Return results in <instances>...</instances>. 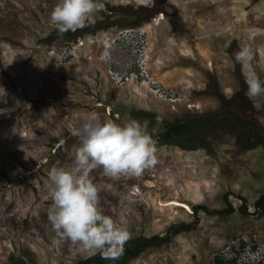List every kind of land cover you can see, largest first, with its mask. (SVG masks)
<instances>
[{"label": "rangeland", "instance_id": "374dc122", "mask_svg": "<svg viewBox=\"0 0 264 264\" xmlns=\"http://www.w3.org/2000/svg\"><path fill=\"white\" fill-rule=\"evenodd\" d=\"M54 4L0 0V86L7 94L0 103V264L94 263L98 253L61 240L47 218V173L70 163L68 153L78 144L71 129L91 111L116 122L153 120L148 122L149 131L155 129L153 167L115 181L100 168L90 174L102 188L105 213L128 229L127 241L198 219L166 244L123 263L103 264H214L229 244H262L264 206L258 209L254 202L264 194V102L254 105L245 96L247 86L232 56L244 34L255 32L253 64L264 79V0H106L105 11L89 27L103 25L76 37L50 24ZM155 13L164 18L152 22ZM134 26L146 31L148 76L178 99L158 97L134 80L117 85L108 78L99 57L102 40ZM77 37L83 45L64 61V45ZM129 56L123 52L120 62ZM207 114L212 127L189 144L193 149L157 137L165 122ZM108 184L130 201L104 191ZM242 203L246 213L239 212ZM197 205L209 210L231 205L233 211L195 214Z\"/></svg>", "mask_w": 264, "mask_h": 264}, {"label": "clouds", "instance_id": "9594fccd", "mask_svg": "<svg viewBox=\"0 0 264 264\" xmlns=\"http://www.w3.org/2000/svg\"><path fill=\"white\" fill-rule=\"evenodd\" d=\"M105 3L106 0H55L49 22L60 34L74 32L93 24L105 11ZM255 36L251 30L245 33L232 56L247 86L244 94L254 105L264 102V79L253 64ZM6 95L0 86V103H6ZM154 131H149L147 121L116 122L96 111L89 112L71 129L78 144L68 153L70 163L52 167L47 173L51 200L47 218L61 240L70 242L79 251L99 253L108 260L122 255L129 231L105 213L101 206L102 188L93 182L90 174L100 168L113 181L123 176H141L157 163ZM103 190L130 201V196L117 193L111 184L104 185ZM257 258L251 256L252 260Z\"/></svg>", "mask_w": 264, "mask_h": 264}, {"label": "built area", "instance_id": "2783aa9c", "mask_svg": "<svg viewBox=\"0 0 264 264\" xmlns=\"http://www.w3.org/2000/svg\"><path fill=\"white\" fill-rule=\"evenodd\" d=\"M164 18L162 13H155L152 22L156 23ZM145 28L134 26L123 28L117 31L115 36L105 35L100 46L99 57L106 63V71L110 81L117 85L125 84L134 80L137 85L146 86L154 95L169 100L178 99L175 92L165 88L154 79L148 76L147 59L145 50ZM84 39L77 37L72 43L64 45L63 60L71 58L83 45ZM128 53L130 61L123 64L120 62V55ZM229 244L227 249L218 255L225 264H264V242L256 241L253 246H233ZM251 256H257L252 260Z\"/></svg>", "mask_w": 264, "mask_h": 264}, {"label": "trees", "instance_id": "16d2710c", "mask_svg": "<svg viewBox=\"0 0 264 264\" xmlns=\"http://www.w3.org/2000/svg\"><path fill=\"white\" fill-rule=\"evenodd\" d=\"M155 7L147 8L146 11L152 12ZM148 15V14H147ZM139 19L136 18L132 24L139 23ZM103 25V24H102ZM102 25L91 26V28H82L76 31L69 32L68 35L71 37H76L82 34L86 29L89 33H94L97 28ZM212 117L210 115H204L199 117H187L175 120L170 123H163L159 126L160 131L157 134V137L160 141L164 143L174 144L183 149H193L194 147L191 144L193 141H196L202 137V132L207 131L212 127L211 124ZM149 123H152L153 120H148ZM153 129V128H152ZM201 141L204 142L203 139ZM255 206L258 209H262L264 206V194L259 196V198L254 202ZM193 213L197 214L199 211H203L207 214H224L233 211L231 205H228L227 208L222 210H209L206 206H192ZM239 212L246 213L245 204L242 203L239 207ZM198 222V219H195L193 223L183 224L180 223L178 225H173L168 228L163 234L158 235L154 234L147 237H139L130 241H126L123 246L122 255L116 260H108L103 258L99 253L94 258V263L92 264H103L105 262H117L123 263L125 260L134 258L142 253L144 250L150 247H157L162 244H166L170 241L171 237L179 234L182 231H188L194 227V225ZM214 264H225V262L221 259L219 255L214 257Z\"/></svg>", "mask_w": 264, "mask_h": 264}, {"label": "bare ground", "instance_id": "6f19581e", "mask_svg": "<svg viewBox=\"0 0 264 264\" xmlns=\"http://www.w3.org/2000/svg\"><path fill=\"white\" fill-rule=\"evenodd\" d=\"M174 204H175V205H180V206L182 205V206H184V207H187V209H188V206H187L186 204H179V202H174Z\"/></svg>", "mask_w": 264, "mask_h": 264}]
</instances>
